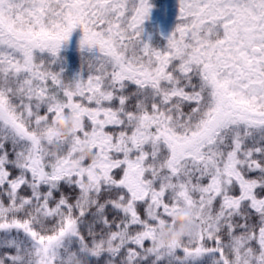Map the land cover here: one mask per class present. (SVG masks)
<instances>
[{
    "label": "snow or ice",
    "instance_id": "snow-or-ice-1",
    "mask_svg": "<svg viewBox=\"0 0 264 264\" xmlns=\"http://www.w3.org/2000/svg\"><path fill=\"white\" fill-rule=\"evenodd\" d=\"M152 8L0 0V264H264V0Z\"/></svg>",
    "mask_w": 264,
    "mask_h": 264
},
{
    "label": "clouds",
    "instance_id": "clouds-1",
    "mask_svg": "<svg viewBox=\"0 0 264 264\" xmlns=\"http://www.w3.org/2000/svg\"><path fill=\"white\" fill-rule=\"evenodd\" d=\"M50 134L55 140H63L65 133H76L79 124L74 122L70 116L60 115L54 117L49 122ZM81 155L88 157L89 153L85 149H81ZM190 222V216L187 212H179L170 218V223L174 225V229H165L160 235V243L172 244L178 242L184 235L187 225Z\"/></svg>",
    "mask_w": 264,
    "mask_h": 264
},
{
    "label": "trees",
    "instance_id": "trees-1",
    "mask_svg": "<svg viewBox=\"0 0 264 264\" xmlns=\"http://www.w3.org/2000/svg\"><path fill=\"white\" fill-rule=\"evenodd\" d=\"M153 4L152 11L158 13L166 11L168 8H172V0H151ZM167 5V7H164ZM166 9V10H165ZM176 12V9L174 10ZM174 12V13H175ZM167 13H165L166 15ZM175 24V18L169 21L166 25L160 22V19H155L152 21H145L143 27L147 37H150V42L153 44L159 43L163 44L165 42V37L172 30ZM67 58L73 67L78 66V54L75 49L70 47L67 51Z\"/></svg>",
    "mask_w": 264,
    "mask_h": 264
},
{
    "label": "rangeland",
    "instance_id": "rangeland-1",
    "mask_svg": "<svg viewBox=\"0 0 264 264\" xmlns=\"http://www.w3.org/2000/svg\"><path fill=\"white\" fill-rule=\"evenodd\" d=\"M175 3H176V0H172L171 2V5H172V8H168L166 11H162V12H154V11H150V14H149V17H148V22L149 21H152V20H155V19H160V22H162L163 24H167L169 21H172L174 18H175ZM164 7H167V5H165ZM165 13H167L165 15ZM146 20V21H147Z\"/></svg>",
    "mask_w": 264,
    "mask_h": 264
}]
</instances>
